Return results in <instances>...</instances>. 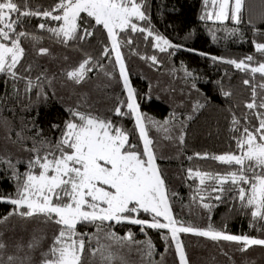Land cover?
<instances>
[{"label": "snow or ice", "instance_id": "1", "mask_svg": "<svg viewBox=\"0 0 264 264\" xmlns=\"http://www.w3.org/2000/svg\"><path fill=\"white\" fill-rule=\"evenodd\" d=\"M245 4L246 0H204L205 10L201 19L221 24L231 20L238 25L242 22ZM25 18L56 22V26L41 22L37 28L48 32L57 43L66 47L87 41L95 35L97 27H102L110 46H104L101 56L110 59L114 54V62L126 93L125 98H117L114 109H108L112 115L100 113L81 103L66 108L68 119L64 121L63 128L52 125L61 133L55 144L47 138H41L42 131H36L34 136L24 134L26 130L35 129L34 122L32 129L25 125L17 131L16 140H12L13 129H8L7 139L14 144H21L20 151L28 156L24 159L14 158L6 148L0 150V166H5V171H9L10 178L15 181L14 194L0 195V202L13 206L11 211L0 217V225L6 224L14 216L25 220L42 217L44 224H54L57 231L47 250L40 252L39 264H84L86 250L94 260L99 258V264H127L124 256L114 248L125 244L142 245L138 247L142 264H163L164 254H161L160 261L153 259L156 248L150 238L136 241L131 231L119 236L108 230L112 222L138 225L145 235L146 228L166 230L161 231L165 252L174 246L178 264H190L181 234H192L216 242H235L242 245L238 249L240 252L254 245L264 246V238L229 234L226 226L223 229L216 228L211 216L208 217L207 225L202 227L192 220L178 218L173 212L172 198L177 193L170 190L166 176L157 163L162 157L158 156V145L150 136V130L155 129L163 133L165 140H172L173 130L178 129L179 134L175 139L183 146L187 122L193 117L174 110L163 120H157L140 110L139 100L145 97H138L132 86L122 52V46L131 45L133 40L131 37L122 40L121 34H126L128 30L143 34L145 41L150 38L152 47L160 53L183 47L172 43L155 29L148 14L147 0H56L48 7L40 4L33 6L32 0H0V74L7 78L5 83L9 80L13 82L17 97L21 94L18 84L23 81L25 95L35 90L38 100L41 97L47 100L45 84L51 86L54 77H49L45 68L33 79V68L42 66L36 64L35 60L26 67L22 65L26 56L22 41H34L35 47L43 39L23 29ZM249 23H252L251 20ZM260 24L264 25V17H261ZM252 27L254 35H264L256 25ZM227 31L231 35H243L237 28ZM212 37L216 39L215 31ZM252 44L255 52L264 57V42L254 39ZM35 55L41 57L51 55V52L49 48L39 47ZM64 59L67 61L68 57ZM141 59L151 61L153 65L160 63L156 55L141 56ZM211 59L251 74V79L243 81L244 85L252 88L251 101L246 102L245 107L252 110L257 124L252 123L247 113L238 117L229 109L231 130L239 133L233 136L236 150L219 155L197 152L187 157L189 161L212 159L228 166L229 170L221 173L204 171L198 166L187 168V180L196 183L194 186L189 185L190 203L183 206L190 211L196 206L211 213L214 207L231 197L233 201H239L242 210H250L249 227L254 228L258 222H264V95L259 97L257 103V88L264 90V59L257 60L251 54L239 60L222 56H212ZM97 67L104 69L99 59L85 54L78 63L62 68L61 75L80 84ZM105 74L110 78L113 76L111 72ZM185 74L192 75L186 69ZM256 74L262 78L258 85L253 83ZM192 88H196L195 83ZM221 95L230 97L232 94L221 87ZM206 103L207 99L205 103L197 101L192 106V112L203 109ZM113 115L130 117L134 122V130L117 124ZM134 133L136 143L132 142ZM28 140L32 141L31 147L26 144ZM20 165H24L23 172L19 170ZM213 199L216 204L210 202ZM141 213L148 214L150 219L140 218ZM80 225H94L96 231L81 232L78 230ZM3 235L0 232V264H36L34 254L41 248L45 235L34 232L26 246L17 243L14 245L15 252L7 255L8 244ZM222 254L228 255L223 251Z\"/></svg>", "mask_w": 264, "mask_h": 264}, {"label": "trees", "instance_id": "2", "mask_svg": "<svg viewBox=\"0 0 264 264\" xmlns=\"http://www.w3.org/2000/svg\"><path fill=\"white\" fill-rule=\"evenodd\" d=\"M56 0H32L36 4L48 7ZM148 14L155 29L169 38L172 43L183 45L180 49H170L168 53H160L152 47L149 38L145 41L144 35L140 33L121 34L122 40L131 37V45L122 46L125 63L130 73V81L136 89L138 97H145L139 100L140 110L148 116L157 120H163L174 110L183 113L184 116L192 115V120L187 122L185 144L181 146L178 140V129L172 132L173 139L165 140L163 133L155 129L150 130V136L155 139L158 145V156L162 157L157 161L163 170L168 187L172 192L177 193L173 197V212L178 218L192 220L200 226H206L211 216V222L218 229H226L229 234H247L252 237L264 238V222H258L254 228H250V210H242L239 201H233L227 197L223 203H219L209 213L207 210L193 206L191 211L188 207L191 197L189 185L196 183L186 178V169L199 167L204 171L226 172L229 167L212 159H193L189 161L188 156L194 153H209L219 155L236 150L233 140L234 135H239L231 130V113L238 117L247 113L254 125L257 124L252 110L245 107L246 102L251 101V86L243 84L245 79H251V74L241 72L233 65L213 61L212 56L241 59L246 55H254L257 60L264 59L255 52L252 41L264 42V35H254L252 25L260 28L264 33V25L260 24L261 17H264V0H246L242 22L235 24L226 21L223 24L202 20L201 16L205 10L204 0H147ZM251 20V24L249 21ZM41 22L56 26V22L42 21L40 18H25L23 29L42 36L43 39L33 47L34 41L23 40L22 46L26 49V56L22 61L27 66L35 60V63L42 67H34L31 72L33 79L45 68L49 77H54L51 86L45 84V91L48 99L42 97L38 100L35 90L25 95L23 93L24 83L19 82L21 89L19 97L15 95L13 82L0 74V150L6 148L7 152L13 154L14 158H27L28 154L20 151L22 145L12 143L7 139L8 129H13L12 140H16L15 133L27 125L32 129L34 122L35 129L25 131L26 136H34L36 131H42L43 137L55 144L61 133L52 128L57 124L63 128L64 121L68 119L65 111L70 106L78 103L103 114H109L108 109H114L118 102L117 98L123 99L126 93L120 81L118 66L114 62V54L110 59L101 56L105 45L110 46L106 32L102 27H97L95 35L83 43H74L69 46L57 43L46 31L39 30L37 25ZM94 24V21H92ZM237 28L243 35H231L227 29ZM18 30H20L18 28ZM215 31L216 39L213 40L212 32ZM39 47L50 49L51 55L36 57L35 53ZM81 50L77 51L76 49ZM192 49L194 51H188ZM135 50V51H133ZM138 53V54H137ZM199 53H207V56ZM88 54L99 59L104 69L96 68L89 74L88 79L80 84H75L61 75L62 68H68L78 63ZM156 55L160 61L153 65L151 61L141 59V56ZM64 57H68L66 61ZM185 69L191 72L186 76ZM23 71V67L21 68ZM105 72L113 73L112 78ZM220 83H217V82ZM262 82L259 74H256L254 84ZM196 88H192V84ZM221 87L224 91L231 92L230 97L221 95ZM259 97L264 95V90L257 88ZM150 97V99H149ZM203 109L193 113L192 106L199 101L205 103ZM117 124H122L126 129L134 130V122L130 117H115ZM244 121L241 120V124ZM39 139V138H38ZM132 142H137L135 133ZM28 147L32 141L26 142ZM21 172L24 165L19 166ZM230 187V185H229ZM15 181L10 178V172L5 171V166H0V195L14 194ZM213 204L217 202L213 199ZM12 205L0 202V217L6 215L12 209ZM142 219H150L148 214L141 213ZM42 217L22 219L11 217L6 224L0 225V232H3V239L8 244L5 255L15 252L14 245L23 243L25 246L31 239L33 233L45 235L41 248L34 254L36 264H39L40 252L47 250L52 241V236L57 231L54 224H44ZM107 227V226H106ZM78 230L86 233L96 231L94 225H80ZM117 235L123 236L131 231L136 241L151 239L156 251L153 259L160 261L161 254H164L163 264H178L175 256L174 246L165 252V241L161 239V231L145 229L141 232L140 226L127 223L115 224L111 228ZM190 264H264V246L254 245L246 251L240 252L242 246L235 242L211 241L204 237L192 234H181ZM95 246V241L92 242ZM138 247L142 245L125 244L123 247L114 246L115 250L124 256L127 264H142ZM222 251L228 253L227 256ZM229 256L232 258L229 260ZM84 264H99V258H94L86 250Z\"/></svg>", "mask_w": 264, "mask_h": 264}, {"label": "rangeland", "instance_id": "3", "mask_svg": "<svg viewBox=\"0 0 264 264\" xmlns=\"http://www.w3.org/2000/svg\"><path fill=\"white\" fill-rule=\"evenodd\" d=\"M204 13V12H203ZM230 22H232L231 20H229ZM226 22V21H225ZM232 23H234V22H232Z\"/></svg>", "mask_w": 264, "mask_h": 264}]
</instances>
